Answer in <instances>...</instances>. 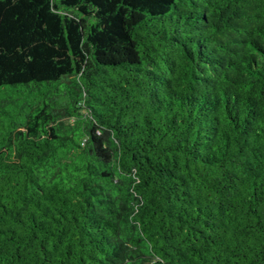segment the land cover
<instances>
[{
  "label": "trees",
  "instance_id": "obj_1",
  "mask_svg": "<svg viewBox=\"0 0 264 264\" xmlns=\"http://www.w3.org/2000/svg\"><path fill=\"white\" fill-rule=\"evenodd\" d=\"M0 264H264V0H0Z\"/></svg>",
  "mask_w": 264,
  "mask_h": 264
}]
</instances>
